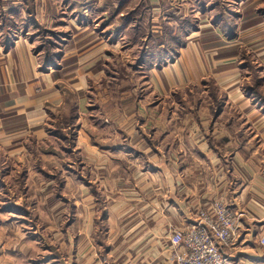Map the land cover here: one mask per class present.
<instances>
[{
    "label": "crops",
    "instance_id": "1",
    "mask_svg": "<svg viewBox=\"0 0 264 264\" xmlns=\"http://www.w3.org/2000/svg\"><path fill=\"white\" fill-rule=\"evenodd\" d=\"M34 23L66 38L57 66ZM115 98L136 105L102 113ZM133 108L173 130L136 128ZM57 117L76 119L73 149L37 165ZM2 149L44 188L40 209L4 208L41 223L1 224L0 264H174L168 236L219 201L238 216L227 253L264 264V0H0Z\"/></svg>",
    "mask_w": 264,
    "mask_h": 264
},
{
    "label": "rangeland",
    "instance_id": "2",
    "mask_svg": "<svg viewBox=\"0 0 264 264\" xmlns=\"http://www.w3.org/2000/svg\"><path fill=\"white\" fill-rule=\"evenodd\" d=\"M66 10V9H65ZM70 10L68 9V14H70ZM40 46V45H39ZM121 70H118V74L119 77H121V79L124 82V79L126 78V74L125 72H120ZM138 79V78H137ZM126 81V80H125ZM121 88H117L116 89V93L119 94L121 92ZM210 86H201L200 87H196L194 88V94L198 95V96H203L205 89H209ZM102 89V88H101ZM124 92V91H123ZM144 94V93H143ZM135 96V95H133ZM139 96V95H138ZM111 97V93H109L107 95L106 98ZM116 99V98H115ZM111 99L110 103H100L102 104V106H100V111L102 113L108 112L110 110V112L115 111L116 115L119 114V112L122 110V107L124 105L127 104H134V101H131L127 104H122L119 103V101H117V99ZM157 98H151L148 103L151 104L149 106H153L155 103H157ZM92 103H96V102H92ZM148 103H146V105H148ZM187 103L183 102L180 104L179 103V109L181 112H183V110L187 109ZM96 106V105H94ZM99 104L96 106L98 107ZM217 106L218 104L213 103V107L215 109V111H217ZM70 105H69V110H70ZM109 112V113H110ZM132 112V111H131ZM181 112L179 113L180 118L182 117ZM133 113L132 116L134 117L135 115L137 117H134L135 121L133 122L134 126L136 128L140 127L141 124V120L143 119V129L144 130H161L158 128H162L163 125L161 121H155L154 116H151L150 118H148L147 120H145L143 118L146 116V112L142 113H138V110L133 108ZM61 119V120H59ZM55 121H57V123H55ZM179 123V121H178ZM54 124V125H53ZM75 124H76V119H70V118H64V117H57L55 119L52 120L51 122V127H47V130H51L49 132H47L48 137H46L45 139L42 138H35L34 141H31L32 143H34L33 145H35L37 142H39V146H42V149L40 151H37L36 149H33V145L29 143L28 146H30V153L32 155V160L37 161V165H39V160H41L40 158L43 156V154H47L49 152L50 153H60L61 155L67 156L68 153H71V150L73 149L75 140H74V135L70 134L71 130H77L75 129ZM132 124V125H133ZM245 123H241L240 121H236V123H234L233 128H236L235 125L237 126H241L242 128H244L245 130H253L251 127L247 128V125H244ZM178 127V126H177ZM176 127V130H177ZM118 128V127H117ZM183 128V127H181ZM163 129H167V127H163ZM59 130H68L64 131V133H61V138L65 139L64 141V147L63 149H61V147L57 146V144H55V140L54 138H50V137H55L54 134L55 132L59 133ZM140 130V129H139ZM167 130H173L172 127H170ZM65 135V138H64ZM70 150V151H69ZM7 159H11V157L9 156V151H6L5 149L0 150V164H2V162L7 161V164L4 167L0 166V225L3 223H16L18 227H20V225H22L24 222V220H28L25 222H29L31 224L27 225L29 226V229H27L26 232H30V227L33 226V228H35L38 225V221L41 223V215L37 214L36 218L31 217L28 219V217H21L23 215H13V216H8L6 213L4 214V208L7 206H11L12 204H17V206H21L22 209L24 210L23 212H21L22 214L26 212L31 213V211H34L35 209H40V207H42V198H37L38 195L41 194V189L44 188V184L41 181L38 180H29V175L27 171H24V169L22 167H19L17 165V163L12 164L11 161H8ZM19 164V163H18ZM12 176H14L15 179L12 178ZM38 178V177H37ZM29 181V183L27 182ZM57 187L61 185L60 182H57L55 184ZM13 209V208H12ZM16 211V210H15ZM39 211V210H37ZM12 214L14 213L13 211H11ZM9 212V213H11ZM20 218H24V220H20ZM26 224V223H25ZM33 233V232H32ZM37 238H39L38 236H35Z\"/></svg>",
    "mask_w": 264,
    "mask_h": 264
},
{
    "label": "built area",
    "instance_id": "3",
    "mask_svg": "<svg viewBox=\"0 0 264 264\" xmlns=\"http://www.w3.org/2000/svg\"><path fill=\"white\" fill-rule=\"evenodd\" d=\"M238 216L225 203L200 210L192 225L168 236L174 264H240L227 251L238 238ZM264 248V231L259 238Z\"/></svg>",
    "mask_w": 264,
    "mask_h": 264
},
{
    "label": "trees",
    "instance_id": "4",
    "mask_svg": "<svg viewBox=\"0 0 264 264\" xmlns=\"http://www.w3.org/2000/svg\"><path fill=\"white\" fill-rule=\"evenodd\" d=\"M34 25L35 27H39V33L35 36H31V41H34L36 39H40L41 41L40 46H38V48L36 49V54L43 53L41 60L43 69L45 70L57 66V61L60 58V53L58 51L62 50L66 38L62 37L61 34H58L52 30L40 28V25L38 23H34ZM16 26V29L14 28L7 32L6 38L8 41H11L10 43L12 44L20 36H26V34L29 32L30 24L29 22H25ZM6 209L7 208H5V210Z\"/></svg>",
    "mask_w": 264,
    "mask_h": 264
}]
</instances>
